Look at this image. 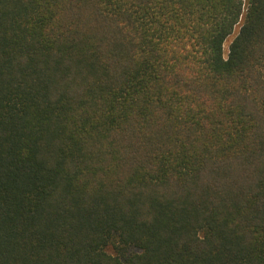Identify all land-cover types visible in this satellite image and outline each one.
I'll use <instances>...</instances> for the list:
<instances>
[{
	"label": "trees",
	"instance_id": "trees-1",
	"mask_svg": "<svg viewBox=\"0 0 264 264\" xmlns=\"http://www.w3.org/2000/svg\"><path fill=\"white\" fill-rule=\"evenodd\" d=\"M0 264H264V0H0Z\"/></svg>",
	"mask_w": 264,
	"mask_h": 264
},
{
	"label": "rangeland",
	"instance_id": "rangeland-1",
	"mask_svg": "<svg viewBox=\"0 0 264 264\" xmlns=\"http://www.w3.org/2000/svg\"><path fill=\"white\" fill-rule=\"evenodd\" d=\"M231 38H232V36L223 45V49H224L225 53L227 51V48H228V45H229V42H230Z\"/></svg>",
	"mask_w": 264,
	"mask_h": 264
}]
</instances>
